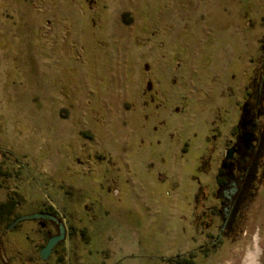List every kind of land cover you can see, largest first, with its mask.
Instances as JSON below:
<instances>
[{
  "label": "rangeland",
  "instance_id": "obj_1",
  "mask_svg": "<svg viewBox=\"0 0 264 264\" xmlns=\"http://www.w3.org/2000/svg\"><path fill=\"white\" fill-rule=\"evenodd\" d=\"M3 203L0 264H264V0H0Z\"/></svg>",
  "mask_w": 264,
  "mask_h": 264
},
{
  "label": "water",
  "instance_id": "obj_2",
  "mask_svg": "<svg viewBox=\"0 0 264 264\" xmlns=\"http://www.w3.org/2000/svg\"><path fill=\"white\" fill-rule=\"evenodd\" d=\"M255 80V78H254ZM243 116L245 118L248 117V104H245L243 106ZM253 134L252 133H247L245 135L242 136V140L244 141L245 144L247 143H250V149L253 148ZM238 151V148H235V147H231L227 150L226 152V155H225V162L222 166L223 169H228L229 172H228V178H232L233 176V173H232V160L234 158V155L235 153ZM233 186H234V189H232L231 191H228L226 192V194L232 198V195H234L237 191V184L235 182H233ZM25 220H47V221H52L54 222L55 224L58 225V229H59V232L57 235H53L51 236L46 245L40 250V258L41 260L43 261H46L52 254L54 248L60 243L62 242L66 236H67V227L66 225L56 216L52 215V214H49V213H34V214H29V215H24V216H21L20 218L16 219L12 226H14L15 224H18L22 221H25ZM228 220V214L225 215V222L224 224H226ZM11 226V227H12Z\"/></svg>",
  "mask_w": 264,
  "mask_h": 264
},
{
  "label": "flooded vegetation",
  "instance_id": "obj_3",
  "mask_svg": "<svg viewBox=\"0 0 264 264\" xmlns=\"http://www.w3.org/2000/svg\"><path fill=\"white\" fill-rule=\"evenodd\" d=\"M248 104V117L245 118L244 116L241 119V126L240 128L242 129V134H241V140H242V136L247 134V133H252L253 134V148L250 149V143L245 144L244 141L242 140V146H236L235 148H238V151L235 153L234 158L232 160V173L233 176L232 178H228V169H223L226 171V182L223 185V194H224V201L221 202V205L225 204V201H228L229 206H231L232 202L234 201V199L236 198L237 194L239 193V191L241 190V186H242V182L244 179V175L240 176V177H236L235 176V171L238 169L237 166V157L238 155L243 151V149H246L248 154L253 153L256 150V142H258V138L255 137L256 135V124L252 119V108H254V106H258L259 105V99H258V93L256 92V95L254 96V101L253 104L251 105L250 103H246ZM240 163V162H239ZM233 182H235L237 184V191L234 195H232V198H230L226 192L231 191L232 189H234L233 186Z\"/></svg>",
  "mask_w": 264,
  "mask_h": 264
},
{
  "label": "trees",
  "instance_id": "obj_4",
  "mask_svg": "<svg viewBox=\"0 0 264 264\" xmlns=\"http://www.w3.org/2000/svg\"><path fill=\"white\" fill-rule=\"evenodd\" d=\"M259 142H260V140H259ZM256 149H257V147H256ZM255 151H256V150H255ZM255 151H254V152H255ZM254 152H253V153H254ZM253 153H251V154H248V153H247V155H252ZM7 205H8L7 203L0 204V208L3 209V208H5Z\"/></svg>",
  "mask_w": 264,
  "mask_h": 264
}]
</instances>
